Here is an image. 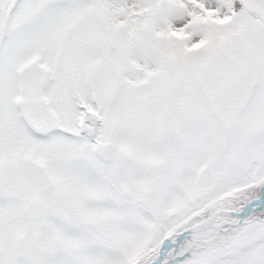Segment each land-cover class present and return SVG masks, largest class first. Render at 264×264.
Segmentation results:
<instances>
[{
	"label": "snow or ice",
	"instance_id": "6c2138e0",
	"mask_svg": "<svg viewBox=\"0 0 264 264\" xmlns=\"http://www.w3.org/2000/svg\"><path fill=\"white\" fill-rule=\"evenodd\" d=\"M0 264H264V0H0Z\"/></svg>",
	"mask_w": 264,
	"mask_h": 264
}]
</instances>
